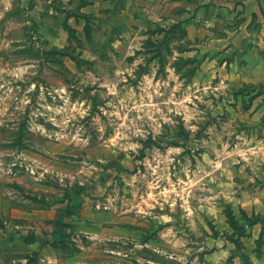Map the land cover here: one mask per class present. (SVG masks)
<instances>
[{
  "label": "rangeland",
  "instance_id": "rangeland-1",
  "mask_svg": "<svg viewBox=\"0 0 264 264\" xmlns=\"http://www.w3.org/2000/svg\"><path fill=\"white\" fill-rule=\"evenodd\" d=\"M195 8L0 0V224L41 264H264L232 238L259 216L264 87L232 86Z\"/></svg>",
  "mask_w": 264,
  "mask_h": 264
},
{
  "label": "crops",
  "instance_id": "crops-1",
  "mask_svg": "<svg viewBox=\"0 0 264 264\" xmlns=\"http://www.w3.org/2000/svg\"><path fill=\"white\" fill-rule=\"evenodd\" d=\"M196 8L191 15V27L198 29V36L206 38V43L213 52L230 53L229 62L224 63V72L230 68L232 86L264 87V0H192ZM220 29V34H216ZM214 58V57H213ZM257 122L262 108L253 109ZM254 121V122H255ZM264 144V129L263 140ZM264 145L257 150V156H263ZM256 179L263 183L261 189L253 193L243 208L254 211L264 217V163L254 166ZM256 204V206H255ZM259 226V227H258ZM255 231L245 236L242 241L251 240V251L257 248L261 236L262 224L254 226ZM24 233L18 229L8 230L0 224V264H41L40 251H48L49 244L43 248L38 240L27 242ZM243 242V243H244ZM246 245V243H245ZM264 245V243H263ZM45 264H59L54 254L43 255Z\"/></svg>",
  "mask_w": 264,
  "mask_h": 264
},
{
  "label": "trees",
  "instance_id": "trees-1",
  "mask_svg": "<svg viewBox=\"0 0 264 264\" xmlns=\"http://www.w3.org/2000/svg\"><path fill=\"white\" fill-rule=\"evenodd\" d=\"M262 224V226H263V229H262V232H261V236H260V238L257 240V247L259 248V247H262L263 246V243H264V219L263 218H261V217H259V216H257V218H254V220H252L250 223H249V225H247V227H253V226H255V225H257V224ZM231 227L233 228V229H236L235 228V226H234V224L232 225L231 224ZM245 236H250V233H249V231H247V230H244L242 233H240V234H238V235H236V233H235V235H234V237H233V235H232V238H234V242H235V244L237 245V246H239V247H244V243H243V241H242V238L243 237H245Z\"/></svg>",
  "mask_w": 264,
  "mask_h": 264
}]
</instances>
